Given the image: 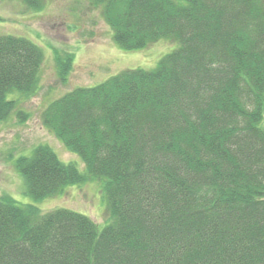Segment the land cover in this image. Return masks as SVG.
I'll use <instances>...</instances> for the list:
<instances>
[{
  "label": "trees",
  "instance_id": "1",
  "mask_svg": "<svg viewBox=\"0 0 264 264\" xmlns=\"http://www.w3.org/2000/svg\"><path fill=\"white\" fill-rule=\"evenodd\" d=\"M91 4L125 50L179 47L48 103L44 125L86 171L40 144L16 162L25 194L104 179L108 223L5 194L0 264H264V0ZM55 59L66 81L75 53ZM44 60L35 41L0 35V122L30 115L20 101L40 92Z\"/></svg>",
  "mask_w": 264,
  "mask_h": 264
},
{
  "label": "rangeland",
  "instance_id": "2",
  "mask_svg": "<svg viewBox=\"0 0 264 264\" xmlns=\"http://www.w3.org/2000/svg\"><path fill=\"white\" fill-rule=\"evenodd\" d=\"M92 0H43L38 11L24 0H0V35L23 36L44 50L40 92L20 101L30 113L21 122L13 113L0 122V197L10 194L20 203H35L42 213L65 208L86 214L103 228L107 225V195L104 179L67 186L60 193L35 201L25 194V180L16 166L20 156H31L40 144H49L66 163L82 172V158L68 150L44 125L42 113L51 101L78 88L100 84L127 69H154L159 61L179 47L178 42L161 39L139 50H125ZM55 51L76 55L74 66L63 81L58 73ZM19 94L10 97L17 99ZM106 214V216H105Z\"/></svg>",
  "mask_w": 264,
  "mask_h": 264
},
{
  "label": "bare ground",
  "instance_id": "3",
  "mask_svg": "<svg viewBox=\"0 0 264 264\" xmlns=\"http://www.w3.org/2000/svg\"><path fill=\"white\" fill-rule=\"evenodd\" d=\"M24 2H25V0H24ZM57 153V152H56ZM58 154V153H57ZM62 208V207H61ZM61 208H58V209H61Z\"/></svg>",
  "mask_w": 264,
  "mask_h": 264
}]
</instances>
